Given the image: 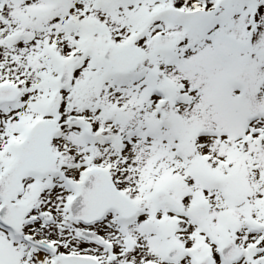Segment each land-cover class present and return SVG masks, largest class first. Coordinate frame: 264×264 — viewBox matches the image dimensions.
Instances as JSON below:
<instances>
[{
  "label": "snow or ice",
  "instance_id": "snow-or-ice-1",
  "mask_svg": "<svg viewBox=\"0 0 264 264\" xmlns=\"http://www.w3.org/2000/svg\"><path fill=\"white\" fill-rule=\"evenodd\" d=\"M0 264H264V0H0Z\"/></svg>",
  "mask_w": 264,
  "mask_h": 264
}]
</instances>
